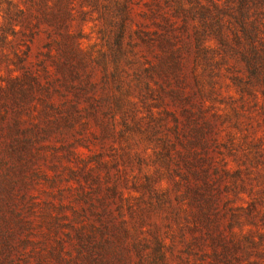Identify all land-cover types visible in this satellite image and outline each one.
Listing matches in <instances>:
<instances>
[{
  "label": "rangeland",
  "instance_id": "374dc122",
  "mask_svg": "<svg viewBox=\"0 0 264 264\" xmlns=\"http://www.w3.org/2000/svg\"><path fill=\"white\" fill-rule=\"evenodd\" d=\"M0 264H264V0H0Z\"/></svg>",
  "mask_w": 264,
  "mask_h": 264
},
{
  "label": "trees",
  "instance_id": "16d2710c",
  "mask_svg": "<svg viewBox=\"0 0 264 264\" xmlns=\"http://www.w3.org/2000/svg\"><path fill=\"white\" fill-rule=\"evenodd\" d=\"M244 53H245V51H244ZM250 53H252V56H254V57H259L258 50L255 47H251Z\"/></svg>",
  "mask_w": 264,
  "mask_h": 264
}]
</instances>
